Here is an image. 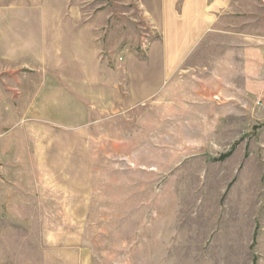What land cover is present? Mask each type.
<instances>
[{
	"label": "rangeland",
	"instance_id": "obj_1",
	"mask_svg": "<svg viewBox=\"0 0 264 264\" xmlns=\"http://www.w3.org/2000/svg\"><path fill=\"white\" fill-rule=\"evenodd\" d=\"M5 1L0 12L23 11L15 25L30 30L81 31L91 18L109 26L108 13L118 11L127 20L119 23L131 27L125 54L111 50L112 58L103 42L88 52L113 69L127 52L147 56L156 36L146 24L139 33L143 21L115 0ZM238 2V20L253 26H238L235 36H264V0ZM54 44L42 47L43 66L37 52L28 66L0 59V236L13 237L17 251L7 262L1 255L0 264H22L26 237L31 253L72 251L62 264H264L261 87L237 106L207 110L205 121L166 122L150 101L123 113L111 103L118 97L102 99V82L87 80L100 66L89 75L85 62L69 66L89 60L85 42ZM147 69H138L140 92ZM14 203L20 206L12 210Z\"/></svg>",
	"mask_w": 264,
	"mask_h": 264
},
{
	"label": "crops",
	"instance_id": "obj_2",
	"mask_svg": "<svg viewBox=\"0 0 264 264\" xmlns=\"http://www.w3.org/2000/svg\"><path fill=\"white\" fill-rule=\"evenodd\" d=\"M115 1L118 10H123L134 22L143 21V24L139 25L141 26L139 33L146 24L149 33L152 36L156 35L148 49V57H139L133 52H127L126 58L119 61L121 65L113 69L109 60L103 61L94 58L93 53L91 55L88 53L102 42L107 43L106 48L110 49L112 58L115 51L111 50L124 52L125 45H128L126 30L131 27H127L128 24L125 25L123 22L119 23L118 11L113 17L112 10L108 13L111 20L109 26L107 24L100 26L91 18L89 21L92 23L88 22V26L80 31L81 28L57 27L54 30L45 26H36L33 27L36 29L32 28L33 30L20 28L19 25H15L14 20L23 16V11L11 10L12 12H0V49H7L5 53L0 52V59L3 60L1 62L28 66L30 64L26 59L37 52V64L45 65L47 54L42 47L54 44L51 43L53 32L55 47L67 41L73 46L80 41L85 42L87 45L85 55L89 60L84 57L85 61L70 58L69 66L72 64L77 66L84 62L87 66L91 65L92 68L86 69V75L93 71L94 66H97V69L100 66L98 74H91L87 80L102 82L100 94L102 99L118 97L117 101L112 99L111 103H117L123 113H134V109L144 100L150 101L152 104L150 106L155 109L153 112L156 115L161 113L160 118L164 117L166 122L190 123L192 120L198 122L201 119L205 121L209 114L207 110H214L215 106L218 109L237 106L239 100L244 101L248 96L252 98L254 86L256 88L260 86L264 91V36L255 37L247 34L235 36L238 26L243 24L253 26L251 19L238 20L241 13L237 8L242 5L238 0ZM122 2L128 3L123 6ZM133 2L138 5H134L133 10H130ZM123 7L132 13L128 11L126 13ZM140 7L145 9L144 14H141ZM104 17L105 15L101 16L103 19ZM16 49L20 51H15ZM114 60L117 61L115 58ZM145 66H148L150 76L145 80V85H142L143 92H140L135 80L138 77V69ZM154 72L158 73L157 80L153 77ZM87 91L91 97L98 93L96 85ZM190 114L197 116L194 119ZM184 127L191 128L182 126ZM193 127L197 128L195 125ZM12 206L13 210L15 206L19 207L20 203H14ZM25 242V249L22 246V250L19 251L22 264H62V254L72 252L53 250L43 254L35 250L31 253L28 237ZM12 243L14 239L7 233L0 236V256H4L5 261L17 253ZM74 254L76 255V252Z\"/></svg>",
	"mask_w": 264,
	"mask_h": 264
}]
</instances>
